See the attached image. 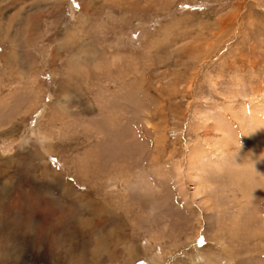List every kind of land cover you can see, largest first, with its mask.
<instances>
[{
    "label": "rangeland",
    "instance_id": "1",
    "mask_svg": "<svg viewBox=\"0 0 264 264\" xmlns=\"http://www.w3.org/2000/svg\"><path fill=\"white\" fill-rule=\"evenodd\" d=\"M0 264H264V0H0Z\"/></svg>",
    "mask_w": 264,
    "mask_h": 264
}]
</instances>
